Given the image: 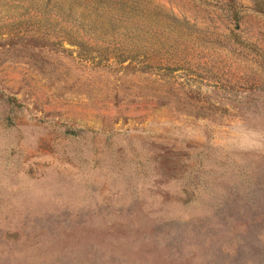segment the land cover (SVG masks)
Segmentation results:
<instances>
[{"label":"rangeland","instance_id":"374dc122","mask_svg":"<svg viewBox=\"0 0 264 264\" xmlns=\"http://www.w3.org/2000/svg\"><path fill=\"white\" fill-rule=\"evenodd\" d=\"M63 1L0 0V264H264V0H133L125 53Z\"/></svg>","mask_w":264,"mask_h":264},{"label":"trees","instance_id":"16d2710c","mask_svg":"<svg viewBox=\"0 0 264 264\" xmlns=\"http://www.w3.org/2000/svg\"><path fill=\"white\" fill-rule=\"evenodd\" d=\"M66 10L65 19L69 27L62 32L64 41L78 50L87 47L88 43L84 42L80 33L95 35L101 38L103 44H113L117 42L118 50L125 53V39L132 37L135 42L132 43V49L137 50L144 40H141L142 35L146 34L143 24L139 20L143 14H136L141 11V6L136 1L129 0H90L79 12L74 11L75 2L65 0ZM79 3V2H78ZM136 18V19H135ZM147 17L143 18L144 20ZM95 43V42H94ZM101 56L99 51L106 49L93 48ZM115 54V58L121 60L120 57L124 54ZM102 57V56H101Z\"/></svg>","mask_w":264,"mask_h":264}]
</instances>
